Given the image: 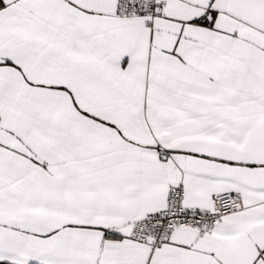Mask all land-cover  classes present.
<instances>
[{
  "label": "snow or ice",
  "instance_id": "snow-or-ice-1",
  "mask_svg": "<svg viewBox=\"0 0 264 264\" xmlns=\"http://www.w3.org/2000/svg\"><path fill=\"white\" fill-rule=\"evenodd\" d=\"M0 264H264V0H0Z\"/></svg>",
  "mask_w": 264,
  "mask_h": 264
}]
</instances>
